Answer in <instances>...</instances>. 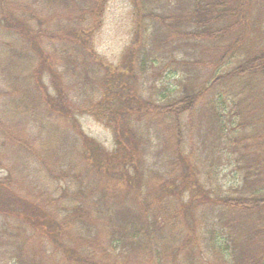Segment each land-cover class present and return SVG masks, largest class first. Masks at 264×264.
<instances>
[{
	"label": "trees",
	"instance_id": "trees-1",
	"mask_svg": "<svg viewBox=\"0 0 264 264\" xmlns=\"http://www.w3.org/2000/svg\"><path fill=\"white\" fill-rule=\"evenodd\" d=\"M103 1L0 0L10 263L264 264V41L222 71L254 1L136 0L129 71L176 79L141 104L91 51ZM92 112L112 150L84 132Z\"/></svg>",
	"mask_w": 264,
	"mask_h": 264
},
{
	"label": "rangeland",
	"instance_id": "rangeland-1",
	"mask_svg": "<svg viewBox=\"0 0 264 264\" xmlns=\"http://www.w3.org/2000/svg\"><path fill=\"white\" fill-rule=\"evenodd\" d=\"M253 1L254 5L250 11V18L246 21L247 29L245 30L244 41L239 46V52L236 54L233 52V56L227 58V64L224 65L225 69L222 71H229L235 64L237 65L238 60L245 57L244 55L248 56L254 53L263 44L264 38L260 35L264 34V0ZM139 16L136 0H104L97 28L92 35L90 44L96 59L109 69L112 78H118L122 87H127L123 98L127 97L125 98L127 101L131 99V104L133 102H135L134 104H141L142 101L149 98L159 101L156 92L162 88L161 84L173 87L174 80H176L169 75L170 71L173 70L172 67L166 65V68L160 67L159 70L154 69L151 73L147 71L143 75L129 71V57H126L130 49L135 45L137 46V29L141 20ZM178 57L180 59L183 57L182 52H179ZM163 65L162 63L161 66ZM124 72L128 74H124ZM206 72L208 71L205 67L199 66L197 74L190 75L191 78L184 77L185 80L181 79L182 87L180 85L178 91L188 92L194 84L202 80L207 74ZM120 75L124 77L128 75L127 81ZM134 75L137 80L130 79ZM113 97L103 104H113ZM80 122L84 132L91 139L106 149L112 150L114 148V131L108 116L92 112V114L82 117ZM207 135H211V133L207 132ZM7 175V170H0V178L7 177ZM12 187V184L6 183L5 187H2V191L8 194L9 191H13ZM5 217L7 216H0V264H12L10 261L16 248L9 233L6 234L10 229L7 227L8 220Z\"/></svg>",
	"mask_w": 264,
	"mask_h": 264
}]
</instances>
